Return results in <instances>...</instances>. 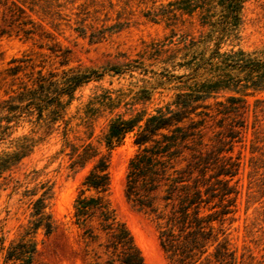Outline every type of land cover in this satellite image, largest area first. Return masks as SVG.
I'll use <instances>...</instances> for the list:
<instances>
[{
	"label": "rangeland",
	"instance_id": "obj_1",
	"mask_svg": "<svg viewBox=\"0 0 264 264\" xmlns=\"http://www.w3.org/2000/svg\"><path fill=\"white\" fill-rule=\"evenodd\" d=\"M14 1L21 9L0 6V99L12 93L11 89L26 79V73L28 78L31 71L33 75L37 70L59 75L70 68L74 72H90L92 78L74 90L62 117L51 128L36 129L47 116L44 111L42 118H36V113L27 116L13 130L11 137L27 134L35 138V143L26 156L0 176L3 245L28 230L31 199L27 188L33 189L39 180H48L52 196L46 210L53 228L48 234L41 227L30 233L36 247L32 263L102 262L105 256L97 241L85 246L82 228L73 215L74 198L93 160H87L82 167H71L65 140L76 145L91 141L105 153L99 141L111 117L128 116L139 110L153 112L175 92L186 88V78L177 75L188 68L176 63L187 57L183 54L185 44L190 45V36L198 38L200 28L195 16L192 23L188 16L178 14L170 25L160 18L152 20L151 12L168 0ZM241 15L235 34L221 44V50L250 51L264 46V0H245ZM25 28L27 33L23 31ZM202 48L201 43L195 51ZM12 58L20 61L10 62ZM15 62L20 67L8 70ZM254 98L264 99V90L247 96L249 103ZM218 117L204 119L202 150L217 144ZM251 118L249 115L248 123ZM260 124L264 125V118ZM252 137L249 127L243 139L234 140L231 151L225 153L239 161V166L230 180L236 190L235 204L223 227L229 245L243 259V264H264V146L259 141L251 152ZM133 139L134 131H130L110 150L109 185L104 196L116 218L128 229L145 264H169L158 242L155 220L134 207L124 193L129 159L139 149ZM11 148L6 141L0 142V154ZM183 152L187 154V150ZM32 168L38 169L39 174L34 175ZM84 194L95 192L88 189ZM102 240L101 236L98 241ZM94 250L100 257L96 258ZM3 252L4 248L0 249V264H5Z\"/></svg>",
	"mask_w": 264,
	"mask_h": 264
},
{
	"label": "trees",
	"instance_id": "obj_2",
	"mask_svg": "<svg viewBox=\"0 0 264 264\" xmlns=\"http://www.w3.org/2000/svg\"><path fill=\"white\" fill-rule=\"evenodd\" d=\"M244 2L168 0L151 12L152 20L160 18L168 25L177 14L188 16L190 23L193 16L197 20L198 38L190 36V45L186 43L183 52L187 57L176 63L188 68L177 75L186 78V88L175 92L153 112L139 110L128 116L111 117L99 141L105 153L91 141L76 145L65 140L71 167H82L87 160H93L73 201V215L82 228L85 246L97 241L105 256L102 262L87 264H145L128 229L116 218L104 196L109 185L108 154L130 131H134L133 140L139 149L129 159L124 193L134 207L155 220L158 242L169 264H243V259L229 245L223 227L235 204L236 190L230 180L239 166V161L225 153L231 151L234 140L243 139L249 127L253 135L250 151L255 150L259 141L264 146V125L260 124L264 118V99L254 98L252 103L247 100L248 95L264 90V46L250 51L221 50V44L235 34ZM0 6L21 9L14 0H0ZM23 31L28 32L27 28ZM201 43L203 48L196 52ZM17 60L20 61L12 58L10 62ZM19 67L15 62L8 70ZM114 71L121 70L114 68ZM25 76L11 89L12 93L0 99V142L12 146L0 154V176L26 156L35 143V138L27 134L11 137L15 127L35 113L36 118H42L45 111L47 116L36 129L51 128L62 117L74 90L92 78L90 72H74L70 68L59 75L37 70L35 75L31 71L28 78L27 73ZM212 115H219L217 144L202 150L201 129L205 117ZM31 172L39 174L35 168ZM47 181L39 180L33 189L27 188L31 199L28 230L6 246L0 235L5 264H33L36 247L30 233L40 227L45 234L51 232L53 222L46 208L52 190ZM88 189L95 194H84ZM101 236L103 240L98 241Z\"/></svg>",
	"mask_w": 264,
	"mask_h": 264
}]
</instances>
